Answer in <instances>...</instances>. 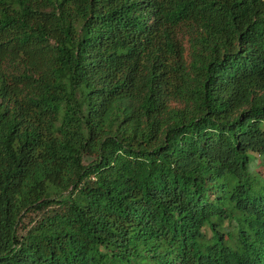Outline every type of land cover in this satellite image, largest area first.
Here are the masks:
<instances>
[{"label":"trees","instance_id":"trees-1","mask_svg":"<svg viewBox=\"0 0 264 264\" xmlns=\"http://www.w3.org/2000/svg\"><path fill=\"white\" fill-rule=\"evenodd\" d=\"M0 264H264V0H0Z\"/></svg>","mask_w":264,"mask_h":264},{"label":"rangeland","instance_id":"rangeland-1","mask_svg":"<svg viewBox=\"0 0 264 264\" xmlns=\"http://www.w3.org/2000/svg\"><path fill=\"white\" fill-rule=\"evenodd\" d=\"M257 158H258V161H260V160H261V157L257 156Z\"/></svg>","mask_w":264,"mask_h":264}]
</instances>
